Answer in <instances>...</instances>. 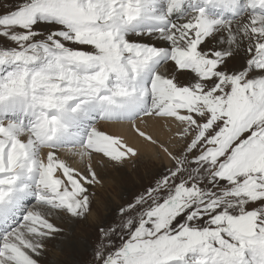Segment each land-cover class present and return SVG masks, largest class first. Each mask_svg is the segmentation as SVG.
I'll list each match as a JSON object with an SVG mask.
<instances>
[{
	"label": "snow or ice",
	"instance_id": "1",
	"mask_svg": "<svg viewBox=\"0 0 264 264\" xmlns=\"http://www.w3.org/2000/svg\"><path fill=\"white\" fill-rule=\"evenodd\" d=\"M144 146L170 165L92 264H264V0H0V264H39L53 218L99 221L97 166Z\"/></svg>",
	"mask_w": 264,
	"mask_h": 264
},
{
	"label": "rangeland",
	"instance_id": "2",
	"mask_svg": "<svg viewBox=\"0 0 264 264\" xmlns=\"http://www.w3.org/2000/svg\"><path fill=\"white\" fill-rule=\"evenodd\" d=\"M104 121L97 122L99 123ZM108 123V122H106ZM70 160L68 154L62 155ZM76 160V158H73ZM77 165V161H75ZM170 165L163 161H153L140 157L134 163L125 164L123 167H107V174L103 172L100 179L104 187L99 189L100 197L107 204L109 211L105 212L99 203L93 204V210L100 217L94 221L91 217L87 220L75 218H54L53 222L63 229L54 239L46 242L43 254L37 257L39 264H92L93 249L98 243L97 224L110 220L112 211L133 193L140 192L147 187L155 175ZM110 170V171H109ZM109 175V176H107ZM56 220V221H55ZM61 222V223H58ZM57 222V223H56Z\"/></svg>",
	"mask_w": 264,
	"mask_h": 264
},
{
	"label": "bare ground",
	"instance_id": "3",
	"mask_svg": "<svg viewBox=\"0 0 264 264\" xmlns=\"http://www.w3.org/2000/svg\"><path fill=\"white\" fill-rule=\"evenodd\" d=\"M148 124H149L148 130L151 131L154 135L158 136L160 139H167V137L169 135V133L167 132V129L157 125L154 121H151V120L148 122ZM97 127L100 128L101 130H104V131H107L110 133L122 134V135L126 136L129 139V141L132 143H140L139 139L137 137H135V134L131 132L130 126L126 123L111 124V123L101 122V123H99V125H97ZM64 154H68V153L67 152H61V156ZM140 157L144 158L145 161H147L148 159H151L153 161L156 160L158 162L163 161L166 166H167V164H169V161L167 160L166 157L163 156L162 153L158 156L157 150L150 148V147H147V146L142 147V154ZM75 161H77V160H75L73 158L70 160V158H69V162L73 163L74 166H77V165H75V163H76ZM107 167L108 168L110 167L111 169L113 168L112 166H105V167L97 166V171H98L99 176H101V174H103V172L101 173V171H103V170H104V172L107 171ZM114 169H116V168H114ZM107 174H109V173H107ZM107 176H109V175H107ZM61 219H59V220H61ZM58 223H61V222L58 221Z\"/></svg>",
	"mask_w": 264,
	"mask_h": 264
}]
</instances>
